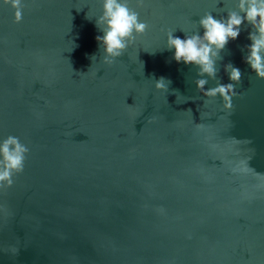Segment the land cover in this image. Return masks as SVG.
<instances>
[{
  "label": "water",
  "instance_id": "1",
  "mask_svg": "<svg viewBox=\"0 0 264 264\" xmlns=\"http://www.w3.org/2000/svg\"><path fill=\"white\" fill-rule=\"evenodd\" d=\"M127 2L149 27L107 65L103 0H22L20 23L0 0V142L29 149L0 189V264H264V79L244 62L251 26L221 51L216 80L167 49L168 30L203 35L200 18H226L238 0ZM228 63L242 72L230 112L195 85L231 83Z\"/></svg>",
  "mask_w": 264,
  "mask_h": 264
},
{
  "label": "clouds",
  "instance_id": "2",
  "mask_svg": "<svg viewBox=\"0 0 264 264\" xmlns=\"http://www.w3.org/2000/svg\"><path fill=\"white\" fill-rule=\"evenodd\" d=\"M3 4L10 5L15 10L13 23H20L25 7L22 0H3ZM142 4L143 0H138V6ZM236 7L238 11H229L226 18L216 19L210 13L200 18L199 26L203 29V35L194 33L181 39L174 36L172 30H168L167 49L175 50L173 59L177 63L197 66V75L200 77L206 75L216 80V62L222 59L221 51L230 40L234 41L239 37L241 26L247 22L252 31L248 36L251 44L246 46L244 62L258 78L264 79V0H238ZM95 23L103 33L96 40L103 48V62L107 65L113 64L116 58L122 56L136 37L143 35L149 27L147 23L140 22L138 12L129 7L127 0H103L102 15ZM224 71L231 83H218L205 91L208 80L199 78L195 80V85L205 97L215 98L219 95L223 100L224 110L230 112L233 109L232 98L238 95L234 84L241 82L242 72L231 63L224 65ZM170 83V80L160 77L155 79V88L166 91ZM28 152V147L18 137L8 136L0 142V189L10 188L14 183L13 177L24 171Z\"/></svg>",
  "mask_w": 264,
  "mask_h": 264
}]
</instances>
